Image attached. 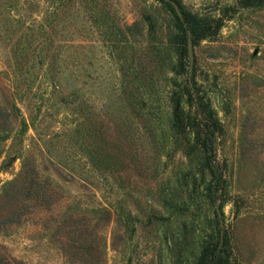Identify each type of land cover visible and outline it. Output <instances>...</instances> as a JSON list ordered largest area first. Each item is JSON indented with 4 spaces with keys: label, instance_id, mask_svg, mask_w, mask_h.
I'll return each instance as SVG.
<instances>
[{
    "label": "rangeland",
    "instance_id": "rangeland-1",
    "mask_svg": "<svg viewBox=\"0 0 264 264\" xmlns=\"http://www.w3.org/2000/svg\"><path fill=\"white\" fill-rule=\"evenodd\" d=\"M174 1L191 84L166 0H0V264H264V0Z\"/></svg>",
    "mask_w": 264,
    "mask_h": 264
},
{
    "label": "trees",
    "instance_id": "trees-1",
    "mask_svg": "<svg viewBox=\"0 0 264 264\" xmlns=\"http://www.w3.org/2000/svg\"><path fill=\"white\" fill-rule=\"evenodd\" d=\"M263 2V0H238V3L243 6V7H251V6H258ZM182 14L184 17V20H181L177 15V20L183 24L186 23V26H184V33L187 37V29L190 30V33H193V26L191 25L190 21L187 19L186 14L184 13L183 10ZM206 31V32H205ZM203 32V34H208V32L212 31V30H205ZM195 110L196 113L198 115V119H199V126L201 128L202 131V147L205 153V163L206 166L208 167L210 174H211V178H212V182L215 183V186L211 188V198L212 200H215V189H217L216 187V183L219 182V171L218 168L215 164V156H214V150H213V142H214V138H215V132L217 131V127H218V122L215 118L212 117L211 113L207 110H205L201 105L199 100L195 101ZM0 115L2 116V119H4L3 117H7L9 115V112L6 110L5 107H1L0 106ZM173 125L176 128H182L183 126L186 125V123L184 122V116L182 115V113L180 112H174V116H173ZM27 165V164H26ZM23 170H22V176H24L25 178H27V175L29 174V171L32 170V168H30V170L27 169V167L25 166V163L23 165ZM24 179V178H23ZM32 180V179H31ZM15 181H11L8 183L9 184H13ZM216 215L218 217V213L216 211ZM221 238H220V242L217 245H213L212 247H210L208 249V257L206 259L205 262H201L200 264H223L222 261V235L221 234ZM202 256H205V252L202 253Z\"/></svg>",
    "mask_w": 264,
    "mask_h": 264
},
{
    "label": "water",
    "instance_id": "water-1",
    "mask_svg": "<svg viewBox=\"0 0 264 264\" xmlns=\"http://www.w3.org/2000/svg\"><path fill=\"white\" fill-rule=\"evenodd\" d=\"M166 1H168V2H170L172 4L176 15L181 20H184L182 11H181L180 7L178 6V4L174 0H166ZM184 26H186V23H184ZM187 55H188V58H189L188 82L191 84V73H192V65H193L194 54H193V47H192V38H191V33H190L189 29H187ZM216 211L218 213V218H219V222H220V226H221V234H222L223 233V220L221 218L218 206H216Z\"/></svg>",
    "mask_w": 264,
    "mask_h": 264
}]
</instances>
